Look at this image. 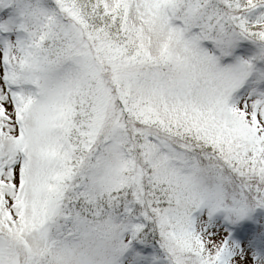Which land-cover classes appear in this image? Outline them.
Here are the masks:
<instances>
[{
	"label": "snow or ice",
	"instance_id": "1",
	"mask_svg": "<svg viewBox=\"0 0 264 264\" xmlns=\"http://www.w3.org/2000/svg\"><path fill=\"white\" fill-rule=\"evenodd\" d=\"M0 264H264V0H0Z\"/></svg>",
	"mask_w": 264,
	"mask_h": 264
}]
</instances>
